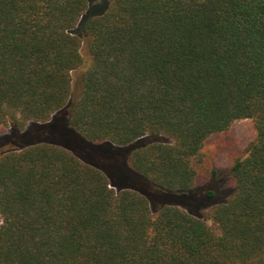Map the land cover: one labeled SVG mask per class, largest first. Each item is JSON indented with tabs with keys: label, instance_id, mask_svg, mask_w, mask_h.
<instances>
[{
	"label": "trees",
	"instance_id": "trees-1",
	"mask_svg": "<svg viewBox=\"0 0 264 264\" xmlns=\"http://www.w3.org/2000/svg\"><path fill=\"white\" fill-rule=\"evenodd\" d=\"M84 46L77 137L23 143L69 106ZM248 118L210 225L181 205L217 175L207 139ZM6 126L0 264H264V0H0Z\"/></svg>",
	"mask_w": 264,
	"mask_h": 264
},
{
	"label": "rangeland",
	"instance_id": "rangeland-1",
	"mask_svg": "<svg viewBox=\"0 0 264 264\" xmlns=\"http://www.w3.org/2000/svg\"><path fill=\"white\" fill-rule=\"evenodd\" d=\"M82 54L84 56L83 65L81 68L72 73L73 95L71 97V101L69 102V106L58 112L50 121V123L46 125H39L36 128H33L32 125H28L27 128L21 132L24 134L21 136V139H26V141L23 140V143H27L28 140L32 139L29 137H31L33 134H36L38 131L42 134H49L51 132L55 133L58 129H61L62 136L60 139L66 141L75 140L73 138L77 137L71 130L70 126L64 122V119L69 116L70 106L81 92L82 88L79 81L80 75L91 63V55L89 54L88 48L86 46L82 48ZM39 127L44 128L41 129ZM13 133L14 131L10 126L0 127V138L4 139L3 144H0V152L17 146V144H11L10 142ZM61 133L59 132L58 136H60ZM64 134H67L69 137H65ZM255 137V124L250 118L238 120L233 123V125L228 130L212 134L206 141L204 151L209 155L213 166L217 169V175L211 179L208 178L205 180H200L196 185L195 190L192 192V204H190L191 198L188 197V199L185 200H189V203L182 204L181 206L187 210H196V212L202 215L210 225L214 226V221L210 219L206 213L208 212L210 205L226 202L229 196L234 193L236 184L234 178L231 175V165L237 157H243L246 155L248 145ZM73 144L76 145V147H79V144L76 141L73 142ZM103 156L107 155L102 154L100 158L103 162H105V160L102 159ZM110 157L113 159L116 158L119 160V162H122L125 160V153L119 151ZM112 186L115 189H118V187L114 185ZM209 191H213L212 196L206 195V193ZM192 213L197 214L195 212Z\"/></svg>",
	"mask_w": 264,
	"mask_h": 264
}]
</instances>
